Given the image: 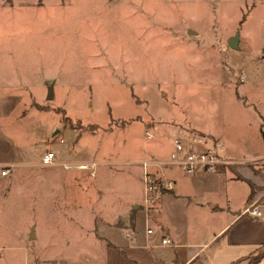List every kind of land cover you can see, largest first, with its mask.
I'll return each instance as SVG.
<instances>
[{"label":"rangeland","instance_id":"rangeland-1","mask_svg":"<svg viewBox=\"0 0 264 264\" xmlns=\"http://www.w3.org/2000/svg\"><path fill=\"white\" fill-rule=\"evenodd\" d=\"M262 44L264 0H0V83L24 89L0 119L23 101L11 120L28 132L22 155L0 150V264L106 263L90 203L144 199L137 161L150 158L152 125H191L201 144L218 133L224 158L257 152ZM50 150L59 163L95 161L96 175L41 165Z\"/></svg>","mask_w":264,"mask_h":264},{"label":"crops","instance_id":"crops-1","mask_svg":"<svg viewBox=\"0 0 264 264\" xmlns=\"http://www.w3.org/2000/svg\"><path fill=\"white\" fill-rule=\"evenodd\" d=\"M262 48L264 44L260 46V52ZM9 85L7 80L0 83V106L4 103L3 99L22 97L24 94L23 87ZM25 89L27 91V87ZM22 104L23 101H19L12 112L0 119V135L8 139V142L0 143V150L7 152L2 157L15 158L16 152L22 155V145L28 141V132L19 127L23 117L11 120L14 111ZM152 128L157 133H152V139L145 137L157 141L151 144L149 157L167 158L176 139L188 151L210 146L206 141L199 143L201 131L198 134L200 137L190 136L188 130H198L191 125H177L169 131L160 129L159 125H152ZM261 132H264L263 117L258 121L255 133L259 149L248 158L236 153L227 152L224 155L231 160L245 161L264 157ZM206 136L214 137L220 146L224 144L223 136L218 133L212 132ZM4 147L9 148L8 151H4ZM72 171H76V174L83 172ZM160 173L173 180L175 187L171 191L158 192L155 198L157 211L150 213L148 225L144 199L123 203L119 199L106 198L97 210L93 208L95 201L90 203L88 220L101 222L99 227L95 224V228L92 223L91 230L99 229V234L107 240L103 251L106 263L103 264H230L237 259L240 260L235 264H248V260L243 258L264 243V166L258 168L243 162L233 167L221 166L216 172H205L198 168L192 174H185L176 167H167ZM89 186H94V183ZM253 201L260 206V218L243 213L244 208ZM147 228L152 229L151 234L146 233ZM163 239L169 240V243L163 244ZM256 264H264V256Z\"/></svg>","mask_w":264,"mask_h":264},{"label":"built area","instance_id":"built-area-1","mask_svg":"<svg viewBox=\"0 0 264 264\" xmlns=\"http://www.w3.org/2000/svg\"><path fill=\"white\" fill-rule=\"evenodd\" d=\"M147 139H152L153 134L151 131H146ZM220 144H212L201 151L186 150L184 144L176 139L173 144V150L170 155L165 159L159 158H145L139 164L142 167L143 173V190L144 202L147 209L146 223L149 224V215L157 211L155 208V198L161 190L171 191L174 189L175 184L173 180L168 179L163 173H154L153 167L162 169L167 167H176L183 171L185 174H192L198 168H202L205 172H216L221 166H227L232 161L224 158L221 154ZM56 150H50L43 154L41 158V165L55 166L60 164L65 170H82L87 173L89 177H94L98 163L90 162H61L59 163ZM157 170V169H156ZM10 171L8 166L0 170V175L5 176ZM156 172V171H155ZM157 174V175H156ZM243 213L254 217H261V209L256 201L249 203L243 210ZM147 234L152 233L151 228L146 229ZM163 244L169 243V240L163 239Z\"/></svg>","mask_w":264,"mask_h":264},{"label":"trees","instance_id":"trees-1","mask_svg":"<svg viewBox=\"0 0 264 264\" xmlns=\"http://www.w3.org/2000/svg\"><path fill=\"white\" fill-rule=\"evenodd\" d=\"M261 135H262V137H264V132H261ZM263 248H264V243L262 245H260L259 247H257L255 250H253L250 254L245 256L243 259H247L248 264H256L260 260V258L264 256ZM239 260L240 259H237V260L231 262L230 264H235Z\"/></svg>","mask_w":264,"mask_h":264},{"label":"water","instance_id":"water-1","mask_svg":"<svg viewBox=\"0 0 264 264\" xmlns=\"http://www.w3.org/2000/svg\"><path fill=\"white\" fill-rule=\"evenodd\" d=\"M189 32H192V31L189 30ZM236 38H237V37H236L235 35L229 37V39H228V44H229L231 47H236V43H235ZM52 96H53L52 85H48L47 98L50 99V98H52ZM33 237H34V235H33V236L31 235V238H33Z\"/></svg>","mask_w":264,"mask_h":264}]
</instances>
